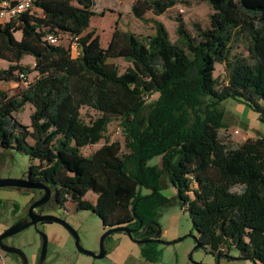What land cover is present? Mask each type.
I'll return each instance as SVG.
<instances>
[{
  "label": "trees",
  "instance_id": "trees-1",
  "mask_svg": "<svg viewBox=\"0 0 264 264\" xmlns=\"http://www.w3.org/2000/svg\"><path fill=\"white\" fill-rule=\"evenodd\" d=\"M204 1L208 25L186 27L175 16L174 41L154 18V33L145 37L116 21L101 46L88 29L95 0H34L0 20V59L7 62L0 82L25 84L14 94L0 89V149L28 155L25 177L48 186L59 207L71 202L90 210L105 230L129 228L149 261L158 256L152 243L159 242L160 208L177 203L188 212L195 242L216 260L233 258L235 249L239 259L264 264V135L231 146L219 133L227 98L264 123V0ZM177 3L135 0L130 11L145 19ZM61 34L76 45L75 56L71 44H58ZM241 42L245 55L235 50ZM25 55L32 65L21 63ZM118 58L129 63L123 72L109 61ZM216 63L222 78L214 76ZM25 103L32 106L29 125L14 115ZM82 107L99 115L85 122ZM113 119L123 144L105 137ZM154 157L159 164L148 163ZM164 180L173 197L161 192ZM88 191L93 203L83 198Z\"/></svg>",
  "mask_w": 264,
  "mask_h": 264
},
{
  "label": "rangeland",
  "instance_id": "rangeland-1",
  "mask_svg": "<svg viewBox=\"0 0 264 264\" xmlns=\"http://www.w3.org/2000/svg\"><path fill=\"white\" fill-rule=\"evenodd\" d=\"M94 10L96 14L90 17L88 29H94L99 35L101 46L107 45L108 37L112 33L115 22L118 27L127 29L142 37L154 33L152 19L161 21L168 30L169 37L174 41L177 37L175 16H180L186 27H191L192 23H199L201 26L208 25V14L210 8L204 0H182L171 8H168L159 16L151 12L145 14V19L140 20L131 15L127 10V5H116L117 9H103L102 3L98 0ZM103 10V14L100 11ZM120 11L121 14H118ZM19 37L20 34L18 33ZM58 44L68 46L71 44L72 55L77 53L76 45L71 42L70 37L61 34ZM245 44L239 43L235 48L237 52L246 54ZM114 62L119 72L129 65L123 59H109ZM21 63L32 65L33 58L25 55ZM7 67V62L0 59V68ZM35 72L27 76V80H32ZM223 65L216 63L214 76L222 78ZM0 82L8 94H14L20 86ZM224 111V123L226 128L220 129L221 139L231 146L241 144L246 138H256L264 135V123L258 118L257 112L252 110L245 103L227 98L221 102ZM32 106L25 103L14 113L15 117L23 124L29 125ZM81 118L89 122L99 114L97 111L82 107L80 109ZM105 137L112 140H119L123 144V136L119 129L118 120L113 119L107 126ZM104 139L92 145L80 148L83 155H89L93 150L102 145ZM33 161L28 155L13 149L1 151L0 149V178H24L25 172ZM160 157H154L148 161L149 164H159ZM161 192L167 197L175 195V188L166 180ZM33 193L24 188L0 187V233L16 222L18 217L24 213L29 205ZM84 199L93 203L95 195L88 191ZM17 206V209L15 208ZM44 211L65 220L78 234L82 247L91 252L97 253L100 249V238L105 231L101 220L90 210L78 209L75 204L69 202L65 207H57L48 203ZM159 242L152 243L158 256L154 261L147 260L141 253L144 244L131 240L124 231L110 233L104 240L105 254L101 258L80 252L75 245L71 232L63 225L56 222L39 223V228L30 225L16 234L7 237V244L20 249L25 257L26 264H254L251 259H239L235 249L229 250V255L233 258L221 256L217 262L216 255L210 253L203 247H195L196 231L192 228L188 212L177 203L162 206L158 216ZM41 232L47 237L46 252L43 259L41 256L42 238ZM5 264H21V260L13 253H5L0 250Z\"/></svg>",
  "mask_w": 264,
  "mask_h": 264
},
{
  "label": "water",
  "instance_id": "water-1",
  "mask_svg": "<svg viewBox=\"0 0 264 264\" xmlns=\"http://www.w3.org/2000/svg\"><path fill=\"white\" fill-rule=\"evenodd\" d=\"M0 187H17V188H25V189H42L43 193L41 195L40 198L34 200L32 203L29 204L28 208H27V218L28 220H20V221H16L13 224H11L10 226H8L7 228H5L1 233H0V250L5 252V253H13L15 255L18 256V258L21 260V264H26V257L24 255V253L14 247L11 246L7 243L3 242L4 238L10 237L14 234H16L17 232L23 230L24 228L33 225L34 227H36V224L38 222H56L59 223L63 226H65L73 235L74 237V241H75V245L76 248L84 253V254H88L91 255L95 258H101L104 256L105 254V250H104V240L105 238L112 232L115 231H124L128 237L133 240L136 243H142L143 240H139L136 239L132 236L131 231L129 228L124 227V226H119V227H115V228H108L106 229L101 238H100V249L97 253L91 252L89 250H86L82 247V245L80 244L79 241V236L77 234V232L63 219L53 215V214H39L38 212L35 211L36 207H39L43 204H45L51 196V190L48 186L44 185L43 183L40 182H33L31 180H29L28 178H0ZM41 238H42V245H41V256L40 259H43L45 252H46V244H47V237L46 235L41 232ZM195 247H199V245L196 243ZM218 258H217V262H218Z\"/></svg>",
  "mask_w": 264,
  "mask_h": 264
},
{
  "label": "built area",
  "instance_id": "built-area-1",
  "mask_svg": "<svg viewBox=\"0 0 264 264\" xmlns=\"http://www.w3.org/2000/svg\"><path fill=\"white\" fill-rule=\"evenodd\" d=\"M34 0H15L11 3L8 0H2L0 4V20H6L8 18L16 16L22 10L31 8ZM50 41H54L52 36H48ZM0 264H5L3 256L0 254Z\"/></svg>",
  "mask_w": 264,
  "mask_h": 264
},
{
  "label": "crops",
  "instance_id": "crops-1",
  "mask_svg": "<svg viewBox=\"0 0 264 264\" xmlns=\"http://www.w3.org/2000/svg\"><path fill=\"white\" fill-rule=\"evenodd\" d=\"M98 0H95V4ZM101 3H102V6L103 9H108V10H115V8L117 9V6L116 5H123V4H126L127 5V10H124L125 12H129L131 15H133L130 11V8H131V4L135 1V0H100ZM178 1H182V0H178ZM96 6V5H95ZM95 8V7H94ZM96 12V10H94ZM100 12H103L100 11ZM119 13L118 14H121L120 11H118ZM139 19V18H138ZM140 20H143V19H140ZM108 41L110 40L111 38V34L109 35L108 37ZM107 41V43H108ZM5 83H9L10 85H15V86H18V83L19 82H14V81H9V82H5ZM23 86H20V88H22ZM0 89H3V87H0ZM4 90V89H3ZM16 93V92H15Z\"/></svg>",
  "mask_w": 264,
  "mask_h": 264
},
{
  "label": "flooded vegetation",
  "instance_id": "flooded-vegetation-1",
  "mask_svg": "<svg viewBox=\"0 0 264 264\" xmlns=\"http://www.w3.org/2000/svg\"><path fill=\"white\" fill-rule=\"evenodd\" d=\"M24 178H27V177H24ZM24 189H25V188H24ZM26 190H27V191H30V192L33 193V195L35 196V197H33V200H32L30 203H32L34 200L40 198L41 195H42V193H43V190L40 189V188H39V189H26ZM30 203H29V204H30ZM48 203H52V205L59 207V206H58L57 204H55L54 201H53V192H52V191H51L50 199H49L45 204H43V205H41V206H39V207H36L35 211L38 212L39 214H46V212L44 211V207H45V205L48 204ZM28 206H29V205H28ZM28 206H27V208H28ZM27 208L24 210V213L21 214V215L18 217V219H17L16 221H20V220H28V218H27ZM39 223H43V222H38V223L36 224V228H39ZM3 242H4V243H7V242H6V238L3 239Z\"/></svg>",
  "mask_w": 264,
  "mask_h": 264
}]
</instances>
